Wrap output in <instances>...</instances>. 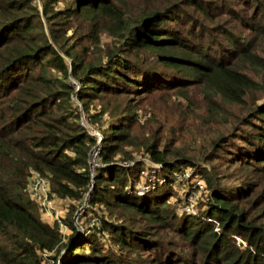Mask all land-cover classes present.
Wrapping results in <instances>:
<instances>
[{
    "label": "trees",
    "instance_id": "obj_1",
    "mask_svg": "<svg viewBox=\"0 0 264 264\" xmlns=\"http://www.w3.org/2000/svg\"><path fill=\"white\" fill-rule=\"evenodd\" d=\"M69 31L88 48L67 45ZM261 43L264 0H0V264H44L43 252L60 264H264V207L251 215L264 202ZM188 87L201 88L210 118L242 108L210 143L232 142L229 162L251 184L220 187L200 155L173 148L172 130L165 142L164 124L136 142L130 98ZM122 100L121 113L109 105ZM104 115L92 168L96 138L82 119L99 130ZM188 168L206 191L191 208L190 183L176 178ZM33 173L68 202L64 237L31 197Z\"/></svg>",
    "mask_w": 264,
    "mask_h": 264
},
{
    "label": "rangeland",
    "instance_id": "obj_2",
    "mask_svg": "<svg viewBox=\"0 0 264 264\" xmlns=\"http://www.w3.org/2000/svg\"><path fill=\"white\" fill-rule=\"evenodd\" d=\"M71 32L72 31H69L64 36L67 45L72 46L78 44L76 47L77 51L82 46L87 47V41L78 37L82 32L76 34ZM101 38V45H109V43L112 42L111 38L104 34L101 35ZM257 50L264 53V43H261L260 46L257 47ZM241 66L246 67L247 65L241 64ZM130 100L137 102L135 110L140 120V123L134 127L137 143H141L144 139L150 138L156 130L160 129L158 125L164 124L165 126L161 129V135L164 136L165 142L168 143V140L171 139L172 130L173 135L178 137L177 144L173 148L186 155H200V157H196L197 162L204 166L207 173L215 177L220 187L223 185L226 188H235L237 185L245 182L251 184V180H254L250 171H244L242 168L238 167L237 164H231L229 162V153H232V148L236 149L234 145L232 146V142L228 145L225 144V149H217L216 151L211 148L210 143L211 140H216L218 137L226 136L230 133L232 126L237 123L236 118L243 114L242 108L223 104L224 108L222 110L219 109V115L210 118L211 113L203 99L200 87H188L179 91L156 92L139 98L133 96ZM109 105L111 107H117V110L121 113L123 111L122 109L125 107V100H122L118 104L109 103ZM98 110V103L90 104V114L96 113ZM109 120L110 117L107 115L97 117L94 122L99 130H96L90 128L87 121L83 119V124L88 132L96 138L94 151H92V158L94 161L96 160L99 145L102 143V134L100 132H102L104 125H107ZM202 120H204V124H207L202 125ZM135 156L140 157V155ZM153 174V176L152 174L150 175V178L149 175H146L144 179L145 185L149 182L153 184V182L156 181L155 178L158 177L160 173L154 172ZM259 182L260 180L258 179L257 184ZM204 192L206 193V191ZM202 194L200 198L203 196ZM256 196L261 197L260 200H263L264 188H260ZM252 200H254V196H251V201ZM197 202L198 200L193 203L194 207ZM67 203V201L62 200L52 201L53 207L63 217L67 213V211L65 212ZM263 207L264 202L257 208L251 205V215H257V211ZM82 208L84 207H78L74 213H78L79 215ZM181 210L186 212L182 206ZM237 242H240L239 238H237Z\"/></svg>",
    "mask_w": 264,
    "mask_h": 264
},
{
    "label": "built area",
    "instance_id": "obj_3",
    "mask_svg": "<svg viewBox=\"0 0 264 264\" xmlns=\"http://www.w3.org/2000/svg\"><path fill=\"white\" fill-rule=\"evenodd\" d=\"M92 151H94V146L92 147L90 152V163L91 167L93 168V166L96 165L97 160L94 161V159L92 158ZM176 178L178 180H183L190 183V188L187 192L186 200L187 208H191L194 205L193 203L199 200L201 194L205 190L204 180L200 174L194 173L192 168L185 169L183 172L177 174ZM28 189L30 191L31 197L39 203L44 214H46L47 216H51L52 220L57 224L59 232L64 237V235L67 233V226L63 222V216L53 207V200L49 197L48 183L46 178L39 174L33 173L30 178ZM77 216L78 213L74 215V220H77ZM42 256L44 264H60L59 257L57 259H53L51 257L52 252H43Z\"/></svg>",
    "mask_w": 264,
    "mask_h": 264
},
{
    "label": "crops",
    "instance_id": "obj_4",
    "mask_svg": "<svg viewBox=\"0 0 264 264\" xmlns=\"http://www.w3.org/2000/svg\"><path fill=\"white\" fill-rule=\"evenodd\" d=\"M45 216H46V218H48V219H50L52 221L51 216H47L46 214H45Z\"/></svg>",
    "mask_w": 264,
    "mask_h": 264
}]
</instances>
